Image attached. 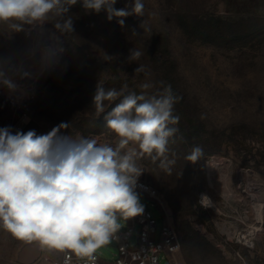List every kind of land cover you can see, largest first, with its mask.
I'll return each instance as SVG.
<instances>
[{
	"label": "rangeland",
	"instance_id": "rangeland-1",
	"mask_svg": "<svg viewBox=\"0 0 264 264\" xmlns=\"http://www.w3.org/2000/svg\"><path fill=\"white\" fill-rule=\"evenodd\" d=\"M131 2L120 0V8ZM143 3L144 16L127 17L123 28L116 19L109 22L106 18L104 26L85 21L80 38L57 30L52 16L43 23L25 25L20 32L0 22V65L8 75L21 79L23 74L27 78L21 80L35 88L28 131L47 134L66 123L69 127L61 129V135L96 139L98 145L115 147L119 138L106 127V113L98 116L92 103L97 84L118 91L127 84L125 94L149 96L170 86L180 98L174 106L179 116L177 138L188 140L191 125L197 132L194 146L217 152L202 154L191 163L185 157L193 146L188 149L174 143L169 153L176 160L171 174L159 167V161L138 158L139 178L163 194L161 207L138 192L140 202L154 213L158 226L164 222L163 212L178 230L190 225L206 239L199 250L180 252L182 264H264V0ZM211 15L225 23L218 39L208 42L191 27H200L201 18ZM87 45L102 53L89 54ZM132 48L144 55L129 63ZM50 53L60 55L59 68L60 61L47 63ZM139 65L144 71L135 73ZM144 83L152 87L142 89ZM121 98L105 102L106 112ZM15 114V107L0 95V128L9 127ZM129 147L138 151L135 144ZM202 193L218 209L200 207ZM119 222L121 228L127 227L126 222ZM254 226L260 230L248 236ZM245 234L252 237L253 246L246 243ZM136 239L137 233L132 237ZM24 243L0 227V264H19L17 252ZM113 245L111 240L97 254L111 259ZM61 253L43 248L34 264H50ZM161 264L170 260L165 258Z\"/></svg>",
	"mask_w": 264,
	"mask_h": 264
},
{
	"label": "clouds",
	"instance_id": "clouds-1",
	"mask_svg": "<svg viewBox=\"0 0 264 264\" xmlns=\"http://www.w3.org/2000/svg\"><path fill=\"white\" fill-rule=\"evenodd\" d=\"M78 3L86 13L105 12L107 20L115 18L121 28L127 17H143L145 11L143 0H132L119 9L115 7L117 0H0V22L20 32L25 25L43 23L52 16L57 30L71 33L74 24L69 13ZM142 55V51L132 48L128 62H136ZM143 71V65L134 70ZM26 78L21 74V79ZM127 87L125 84L118 91L97 84L93 97L96 114L106 113V127L119 138L115 147L98 145L96 139L61 135V129L69 127L66 123L42 135L34 130L13 133L10 127L0 128L3 230L18 240L37 242L48 250L68 252L85 264H97V252L118 233L119 221L143 214L144 206L135 191L142 173L136 160L147 156L171 174L176 160L169 156V145L176 142L179 131L174 106L180 98L170 86L150 96L144 92L125 94ZM140 87L146 90L152 85L144 83ZM0 88L11 94L22 93L21 84L2 65ZM118 98L120 102L106 112L105 102ZM130 144L137 145L138 151ZM202 154L200 146H193L185 159L195 163ZM198 204L213 207L210 197L203 193Z\"/></svg>",
	"mask_w": 264,
	"mask_h": 264
},
{
	"label": "built area",
	"instance_id": "built-area-1",
	"mask_svg": "<svg viewBox=\"0 0 264 264\" xmlns=\"http://www.w3.org/2000/svg\"><path fill=\"white\" fill-rule=\"evenodd\" d=\"M42 63L46 65L45 56ZM60 66L61 59L56 68ZM9 76L17 80L22 86V93L16 94H11L7 89L0 88V95L15 107L16 114L10 121L9 127L13 133L16 131L26 133L31 122L30 104L35 98V88L23 82L19 77ZM135 191L145 194L148 199L155 201L161 207L162 196L160 191L145 179L138 177ZM162 214L164 222L161 226H158V220L154 213L146 207H144L142 215L127 221L122 220L127 223V227L125 229L120 228L111 239L114 242L112 247L115 249L112 251L113 257L107 260L100 254H96L98 257L97 264H161L165 258L170 260V264H182L179 260L181 251L179 233L172 220L163 212ZM135 233H137L136 242L132 240ZM69 257V264H85L83 260L77 259L68 252H62L59 258L50 260V264H65L66 258Z\"/></svg>",
	"mask_w": 264,
	"mask_h": 264
},
{
	"label": "trees",
	"instance_id": "trees-1",
	"mask_svg": "<svg viewBox=\"0 0 264 264\" xmlns=\"http://www.w3.org/2000/svg\"><path fill=\"white\" fill-rule=\"evenodd\" d=\"M117 9L120 8V0H117V4L115 5ZM70 15L73 17V24H74V31L71 32L74 37L80 38L81 37V32L80 29L82 25L85 24V21L90 23H100V26H104L107 22L106 20V13L105 12H100L99 14L92 13V12H85V10L82 8L81 4L78 3L77 5L73 6L70 9ZM115 20V18L113 19ZM225 23L223 21V18L217 17V16H206L201 18L200 20V27H191V30L194 32H197L201 35V38L205 41H214L218 39L219 35L222 33V25ZM110 53L114 51V47L110 45ZM87 52L92 55H96L98 53H102L101 49L96 48L95 46H86ZM107 52V51H106ZM177 127V126H175ZM187 132L189 135L188 140L185 138H177L176 137V142L175 144H178L179 146L182 147V145L185 148L191 149V145L194 146L197 143V132L194 130V127L191 125H188L187 127ZM174 143H170L169 147H173ZM203 150V149H202ZM208 152L210 153H215L217 150H203V155L207 154ZM161 193L162 199H163V194L160 189H158ZM177 228V231L179 233L180 241H181V251L182 250H187L188 252H195L199 250L201 247L202 243H207L205 238H202L198 231L195 230L192 226L187 225V226H179L178 227L175 225ZM180 251V252H181Z\"/></svg>",
	"mask_w": 264,
	"mask_h": 264
},
{
	"label": "water",
	"instance_id": "water-1",
	"mask_svg": "<svg viewBox=\"0 0 264 264\" xmlns=\"http://www.w3.org/2000/svg\"><path fill=\"white\" fill-rule=\"evenodd\" d=\"M114 251V248H110ZM43 248L37 242L24 243L17 252L19 264H34L42 257Z\"/></svg>",
	"mask_w": 264,
	"mask_h": 264
},
{
	"label": "bare ground",
	"instance_id": "bare-ground-1",
	"mask_svg": "<svg viewBox=\"0 0 264 264\" xmlns=\"http://www.w3.org/2000/svg\"><path fill=\"white\" fill-rule=\"evenodd\" d=\"M48 39L51 41L52 40V44L54 43V45H55V41L52 39V37L51 36H49L48 35ZM50 41L48 42L49 44H50ZM52 46V45H51ZM54 49V48H53ZM55 51V50H54ZM56 52V51H55ZM49 53V52H48ZM52 53V52H51ZM51 53H50V55H47V63L48 64H50V66L51 65H54V64H57L58 63V61H60V55H51ZM54 56V57H53ZM249 173V172H248ZM252 177V176H251ZM249 178V177H248ZM230 196H229V194H226V198L227 199H230L229 198ZM211 199V198H210ZM212 200V202H213V207H215L216 209H218V205H217V203L213 200V199H211ZM229 201V200H228ZM236 211V210H235ZM255 230H260V227L258 226H254V230H252L249 234H248V236H250V235H252L253 233H254V231ZM248 236L245 234L244 235V238L246 239V243H248L249 245H251V246H253V241H252V237L250 238V239H248Z\"/></svg>",
	"mask_w": 264,
	"mask_h": 264
},
{
	"label": "crops",
	"instance_id": "crops-1",
	"mask_svg": "<svg viewBox=\"0 0 264 264\" xmlns=\"http://www.w3.org/2000/svg\"><path fill=\"white\" fill-rule=\"evenodd\" d=\"M112 248H113V247H112ZM60 256H61V255H60ZM60 256H59V257H60Z\"/></svg>",
	"mask_w": 264,
	"mask_h": 264
}]
</instances>
